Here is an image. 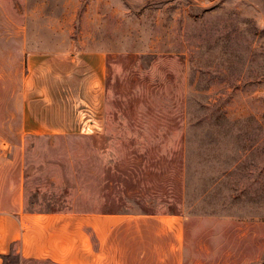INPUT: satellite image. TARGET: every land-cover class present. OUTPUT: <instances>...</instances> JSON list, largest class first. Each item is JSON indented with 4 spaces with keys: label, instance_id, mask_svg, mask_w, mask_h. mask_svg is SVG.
Here are the masks:
<instances>
[{
    "label": "rangeland",
    "instance_id": "obj_1",
    "mask_svg": "<svg viewBox=\"0 0 264 264\" xmlns=\"http://www.w3.org/2000/svg\"><path fill=\"white\" fill-rule=\"evenodd\" d=\"M97 53L108 77L95 112L79 82ZM139 68L143 94L159 92L153 106L186 117L167 157L177 152L176 171L184 145L182 201L144 200L177 213L156 216L176 228V264H264V0H0V211L23 164L25 209L123 220V71ZM158 72L182 84L180 97ZM49 90L65 110L96 114L102 132L23 136L25 106L46 108ZM160 180L149 193L179 196ZM98 239L96 264H123V227L111 246ZM4 264L50 263L13 249Z\"/></svg>",
    "mask_w": 264,
    "mask_h": 264
},
{
    "label": "crops",
    "instance_id": "obj_2",
    "mask_svg": "<svg viewBox=\"0 0 264 264\" xmlns=\"http://www.w3.org/2000/svg\"><path fill=\"white\" fill-rule=\"evenodd\" d=\"M105 59L103 53L95 54L91 76L81 77L79 82L81 91L87 89L90 93L88 98H93L90 102L84 98L83 103H86V106L93 104V109L88 107L95 112L104 102L108 77ZM123 75L126 84L123 87V220L118 222L120 214L112 212L96 214L25 209V177L21 164L22 175L10 187L11 208L0 211V264H4V258L13 249L26 260H40L50 264H96L97 250L93 238L99 237V247L106 244L111 246L115 232L121 227L123 264H176L180 251L178 238L174 237L176 228L174 224H163V220L156 216L177 213L169 207L157 210L153 201L149 205L144 203V200L149 202L155 198L168 197L174 201L179 199L180 203L183 190L184 145L178 154L177 172V152H172L173 161L167 160V157L170 146L174 150L175 140L185 126V112H177L175 108L171 113L170 110L159 111L155 108L153 105L160 104L161 98L159 100V97H155L159 96L158 90H150L149 86L143 94V87L139 83L148 84V80H144L142 69L139 68V71L129 75L123 71ZM158 76L162 90L166 89L168 94L180 97L184 92L182 84L174 81V76L168 75L167 82L160 72ZM51 94L49 90L42 100L47 103L46 108L41 105L42 102L39 108H36L38 111L31 106H25L21 130L23 136L86 133L89 128L97 129L99 119L96 114L93 113L90 118H81L80 114L65 110L62 102L53 99ZM165 102L169 105L168 101ZM79 103L81 102L77 101V105H80ZM174 104L176 101L169 106L174 107ZM101 132L102 127L100 131H96ZM166 164L172 170L169 169L170 173H161L160 170L166 168L162 166ZM160 178L168 183L170 191L172 188L179 191V196H175V192L169 193L170 197L166 194L154 197V194L149 193L148 191L153 190L150 185L154 183L161 190ZM165 252L166 258H161Z\"/></svg>",
    "mask_w": 264,
    "mask_h": 264
}]
</instances>
